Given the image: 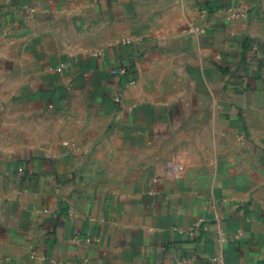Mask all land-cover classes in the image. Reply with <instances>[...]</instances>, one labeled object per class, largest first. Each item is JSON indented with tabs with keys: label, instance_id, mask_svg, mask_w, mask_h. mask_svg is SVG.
Instances as JSON below:
<instances>
[{
	"label": "crops",
	"instance_id": "1",
	"mask_svg": "<svg viewBox=\"0 0 264 264\" xmlns=\"http://www.w3.org/2000/svg\"><path fill=\"white\" fill-rule=\"evenodd\" d=\"M0 264H264V0H0Z\"/></svg>",
	"mask_w": 264,
	"mask_h": 264
},
{
	"label": "built area",
	"instance_id": "2",
	"mask_svg": "<svg viewBox=\"0 0 264 264\" xmlns=\"http://www.w3.org/2000/svg\"><path fill=\"white\" fill-rule=\"evenodd\" d=\"M59 71H60V69H58ZM115 72H125V70L124 69H119V70H116ZM17 173H22L23 171H24V167L23 166H19L18 168H17Z\"/></svg>",
	"mask_w": 264,
	"mask_h": 264
}]
</instances>
